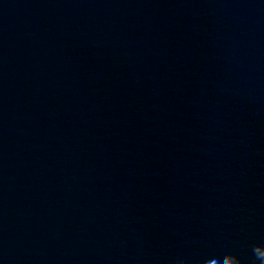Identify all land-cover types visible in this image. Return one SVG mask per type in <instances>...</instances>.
I'll list each match as a JSON object with an SVG mask.
<instances>
[{"label":"water","instance_id":"water-1","mask_svg":"<svg viewBox=\"0 0 264 264\" xmlns=\"http://www.w3.org/2000/svg\"><path fill=\"white\" fill-rule=\"evenodd\" d=\"M0 264H264V0H0Z\"/></svg>","mask_w":264,"mask_h":264}]
</instances>
